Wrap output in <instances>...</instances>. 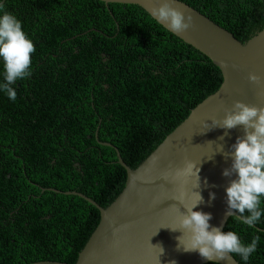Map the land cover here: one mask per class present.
Instances as JSON below:
<instances>
[{
	"label": "trees",
	"instance_id": "trees-1",
	"mask_svg": "<svg viewBox=\"0 0 264 264\" xmlns=\"http://www.w3.org/2000/svg\"><path fill=\"white\" fill-rule=\"evenodd\" d=\"M178 1L241 43L264 28V0ZM4 4L36 52L31 77L15 85L16 102L0 93V264H75L99 211L47 189L75 191L107 207L122 192L126 172L115 150L100 143L117 148L125 164L137 168L220 89L223 77L138 6L97 0ZM228 230L245 242L259 236L250 264H264V221L247 228L230 218Z\"/></svg>",
	"mask_w": 264,
	"mask_h": 264
},
{
	"label": "water",
	"instance_id": "water-1",
	"mask_svg": "<svg viewBox=\"0 0 264 264\" xmlns=\"http://www.w3.org/2000/svg\"><path fill=\"white\" fill-rule=\"evenodd\" d=\"M97 1L106 5H133L142 8L165 30L206 56L220 70L223 82L216 93L193 109L187 119L135 169L125 164L117 148L109 143H100L115 150L117 163L126 172L122 192L107 207L102 208L89 197L75 191L47 189L56 194L77 196L99 211V223L80 251L75 264H157L158 259L160 264H170L171 261L176 264H208L196 252L178 251L176 237L182 233L167 228L179 227L180 211H185L183 205L191 204L195 191L201 193L204 203L194 210L211 213V225L219 226L224 231L230 219L225 214V188L234 177H224L222 171L230 167L231 159L220 153L209 158L216 151L217 144H223L225 152L230 151L236 138L244 135L243 127L237 126L231 130L219 127L207 129L212 127V120H221L236 101L264 107V83L257 85L248 79L249 73L264 79V28L241 43L226 29L194 8L174 0V6L193 16V27L176 34L151 15L149 4L158 6L163 0ZM96 140L98 141V131ZM189 163L199 169L198 189L195 188V175L181 171ZM210 191L216 197L211 201ZM159 246L164 249L162 256ZM232 264L239 263L234 258Z\"/></svg>",
	"mask_w": 264,
	"mask_h": 264
},
{
	"label": "clouds",
	"instance_id": "clouds-1",
	"mask_svg": "<svg viewBox=\"0 0 264 264\" xmlns=\"http://www.w3.org/2000/svg\"><path fill=\"white\" fill-rule=\"evenodd\" d=\"M149 6L151 15L173 33H184L193 27L191 13L174 6V0H163L158 6ZM35 52L36 47L24 31L22 22L13 13L6 11L4 0H0V65L3 68L0 73V93L13 103L18 95L16 83L32 75V56ZM248 79L257 85L264 83L262 77L253 73H249ZM211 124L212 127L207 130L215 127L225 130L243 127L244 135L236 138L230 151L225 152L223 144H217L216 151L209 159L217 153L231 159L230 167L222 171L224 177H234L225 188L226 217L247 228H255L264 221V107L236 101L221 120H212ZM181 171L194 174L195 188L200 187L198 168L189 163ZM194 193L191 204L183 205L185 211L179 210V227L167 228L182 233L176 237L177 250L196 252L209 264H232L235 257H239L242 264H250L259 248L260 237L255 236L250 242H245L237 232L223 231L221 227L211 225V213L194 210L204 203L201 193ZM215 198V193L210 191L209 200ZM159 247L162 256L164 249ZM157 264H160V259ZM170 264L176 262L171 261Z\"/></svg>",
	"mask_w": 264,
	"mask_h": 264
},
{
	"label": "flooded vegetation",
	"instance_id": "flooded-vegetation-1",
	"mask_svg": "<svg viewBox=\"0 0 264 264\" xmlns=\"http://www.w3.org/2000/svg\"><path fill=\"white\" fill-rule=\"evenodd\" d=\"M98 214H99V213H98ZM96 216H97V215H96ZM96 216L94 217L95 219H96ZM95 219H94V220H95Z\"/></svg>",
	"mask_w": 264,
	"mask_h": 264
},
{
	"label": "bare ground",
	"instance_id": "bare-ground-1",
	"mask_svg": "<svg viewBox=\"0 0 264 264\" xmlns=\"http://www.w3.org/2000/svg\"><path fill=\"white\" fill-rule=\"evenodd\" d=\"M258 1V0H257Z\"/></svg>",
	"mask_w": 264,
	"mask_h": 264
}]
</instances>
